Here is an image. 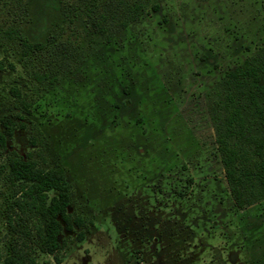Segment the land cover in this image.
<instances>
[{
	"label": "rangeland",
	"instance_id": "obj_1",
	"mask_svg": "<svg viewBox=\"0 0 264 264\" xmlns=\"http://www.w3.org/2000/svg\"><path fill=\"white\" fill-rule=\"evenodd\" d=\"M137 1L142 15L102 43L53 0H0V117L18 120L12 86L31 103L8 150L42 148L44 167L62 165L68 212L85 222L61 230L60 263L35 249V264H264V198L236 208L215 142L224 75L264 45V0ZM10 27L30 42L57 35L78 65L45 89L30 73L44 63ZM3 176L0 264L13 248Z\"/></svg>",
	"mask_w": 264,
	"mask_h": 264
},
{
	"label": "trees",
	"instance_id": "obj_2",
	"mask_svg": "<svg viewBox=\"0 0 264 264\" xmlns=\"http://www.w3.org/2000/svg\"><path fill=\"white\" fill-rule=\"evenodd\" d=\"M56 7L63 18L71 12L69 21L89 18L93 30L102 43H107L114 32L126 28L143 13V4L137 0H62ZM100 2V3H99ZM113 27V32H111ZM63 30V29H62ZM7 37L21 48L22 54L35 53L34 62L44 63L41 71H31L37 83L50 90L68 76L76 65L60 50L57 35L50 34L44 42H30L14 27L6 30ZM64 42V41H62ZM85 58V57H84ZM84 58L80 61H84ZM3 68L0 62V69ZM46 84V85H45ZM225 97L222 101L223 117L215 123V142L224 176L233 202L238 209L264 198V45L248 57L242 65L227 72L221 82ZM16 111L13 117H0V173L9 190L5 224L12 236V253L3 264H35L31 254L54 255L60 249L62 229L82 227V217L72 215L68 207L72 199V186L62 165L44 167L42 148H36L25 157L8 150V141L22 122L30 115L31 103L18 86L10 87ZM39 135L42 134L39 132ZM32 146L38 138H29ZM84 233L77 234L78 241ZM32 243L33 247L28 246Z\"/></svg>",
	"mask_w": 264,
	"mask_h": 264
}]
</instances>
